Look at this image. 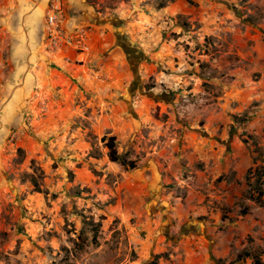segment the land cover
<instances>
[{
	"label": "rangeland",
	"instance_id": "rangeland-1",
	"mask_svg": "<svg viewBox=\"0 0 264 264\" xmlns=\"http://www.w3.org/2000/svg\"><path fill=\"white\" fill-rule=\"evenodd\" d=\"M111 2L133 38L80 65L40 31L48 60L0 103V264H264V205L243 179L264 167V62L244 56L264 53V0ZM113 137L137 168L111 160Z\"/></svg>",
	"mask_w": 264,
	"mask_h": 264
},
{
	"label": "crops",
	"instance_id": "crops-1",
	"mask_svg": "<svg viewBox=\"0 0 264 264\" xmlns=\"http://www.w3.org/2000/svg\"><path fill=\"white\" fill-rule=\"evenodd\" d=\"M49 2L50 0H0V103L10 99L19 100L14 92L16 86L23 81L22 78H26L23 72L31 67V63L39 65V61H47L49 58L48 55L40 51V31H44ZM110 2L111 0H64L65 20L68 26L74 27L79 24H86L94 27L91 43L93 47L92 54H94L95 59L100 58L103 55L101 54L102 51L109 48V45L116 41L117 35H121L123 40L125 37L129 38L130 35L132 38L134 37L133 33L135 31L124 26L123 8L119 7L116 2H111V5H113L111 7ZM238 34H240V31H229L228 40H232L235 44L237 38L242 37V34ZM243 39L250 41L255 38L246 33ZM71 55L70 53L69 56L73 58V55ZM244 56L250 58L252 68H258L257 64L264 62V53H260L255 47ZM39 58L40 60H38ZM24 98L22 101H24ZM211 117L210 120L208 119L207 126L213 131L216 123H219V114L212 113ZM224 132H227L226 136L229 139L223 142L222 146H228L230 143L236 144L233 141L236 137L235 133L234 136L232 134L230 136L227 129ZM214 143L212 149L219 153L220 147L218 148V146L220 144H218L219 142L216 145ZM234 156L237 157V154H234ZM252 162V151L249 148V152L244 155L241 164L248 163L247 167H249ZM243 175L245 176V174ZM172 211H176V207H172ZM188 224L189 229L197 230V227H202L203 231H208V226L202 220H190ZM226 244L224 242V248L219 249L217 248L219 243L214 242V251L221 250L223 253H220V255H228L229 250Z\"/></svg>",
	"mask_w": 264,
	"mask_h": 264
},
{
	"label": "built area",
	"instance_id": "built-area-1",
	"mask_svg": "<svg viewBox=\"0 0 264 264\" xmlns=\"http://www.w3.org/2000/svg\"><path fill=\"white\" fill-rule=\"evenodd\" d=\"M93 31L92 25L68 26L65 20L64 0H50L43 31L44 47L49 54L69 55L71 53L77 64L85 65L92 58ZM15 138L16 135L12 137V140Z\"/></svg>",
	"mask_w": 264,
	"mask_h": 264
},
{
	"label": "trees",
	"instance_id": "trees-1",
	"mask_svg": "<svg viewBox=\"0 0 264 264\" xmlns=\"http://www.w3.org/2000/svg\"><path fill=\"white\" fill-rule=\"evenodd\" d=\"M163 7L165 6H162L160 8H163ZM240 121L242 122L241 119ZM107 147L109 149V156L113 162H121L124 166L130 167V169L137 168V165L135 162H129L126 159H124L123 156L118 154V151L116 149V138L114 137L109 138L107 142ZM245 181L250 188H253V187L255 188L254 192L256 193V195H252L251 196L252 198L250 197V199L264 205V198H263L264 197V167L257 166V165L251 167L248 170L247 175L245 176ZM248 213H249V209L246 208L241 211V216H245ZM240 258H243V255L240 256ZM255 264H260V262L256 261Z\"/></svg>",
	"mask_w": 264,
	"mask_h": 264
},
{
	"label": "flooded vegetation",
	"instance_id": "flooded-vegetation-1",
	"mask_svg": "<svg viewBox=\"0 0 264 264\" xmlns=\"http://www.w3.org/2000/svg\"><path fill=\"white\" fill-rule=\"evenodd\" d=\"M27 94H28V93H27ZM27 94H26V95H27ZM20 106H21V104H20ZM20 106H19V108H18L17 111H16V112H17V113H16L17 115H22V111H23V110H22V107H20ZM18 117H21V116H18ZM21 119H22V117H21ZM183 228H186V227H183Z\"/></svg>",
	"mask_w": 264,
	"mask_h": 264
}]
</instances>
